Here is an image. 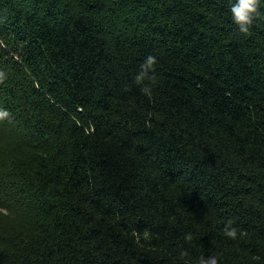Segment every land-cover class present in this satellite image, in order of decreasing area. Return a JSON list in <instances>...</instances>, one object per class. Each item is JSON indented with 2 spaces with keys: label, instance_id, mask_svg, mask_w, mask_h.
Returning a JSON list of instances; mask_svg holds the SVG:
<instances>
[{
  "label": "trees",
  "instance_id": "16d2710c",
  "mask_svg": "<svg viewBox=\"0 0 264 264\" xmlns=\"http://www.w3.org/2000/svg\"><path fill=\"white\" fill-rule=\"evenodd\" d=\"M234 2L0 0V264H264V19Z\"/></svg>",
  "mask_w": 264,
  "mask_h": 264
},
{
  "label": "clouds",
  "instance_id": "9594fccd",
  "mask_svg": "<svg viewBox=\"0 0 264 264\" xmlns=\"http://www.w3.org/2000/svg\"><path fill=\"white\" fill-rule=\"evenodd\" d=\"M260 0H235L232 3L230 12L233 23L237 26L239 33L247 35L251 27L258 19H264V14L260 11ZM157 60L154 56L149 55L140 65V70L135 75L134 83L141 86V92L146 96L152 95V84L146 81L154 82V70ZM5 79V74L0 72V82ZM11 113L7 109H0V121L10 119ZM233 221L227 220L223 229L224 235L232 240L237 239V228L233 227ZM193 235L186 233L184 236L185 242H191ZM187 253H185L186 255ZM259 257H253V260H259ZM198 264H219L217 256L209 255L207 257L201 255L198 259Z\"/></svg>",
  "mask_w": 264,
  "mask_h": 264
}]
</instances>
